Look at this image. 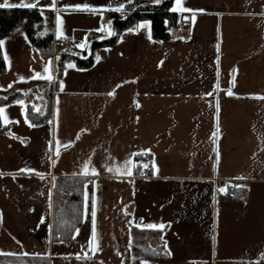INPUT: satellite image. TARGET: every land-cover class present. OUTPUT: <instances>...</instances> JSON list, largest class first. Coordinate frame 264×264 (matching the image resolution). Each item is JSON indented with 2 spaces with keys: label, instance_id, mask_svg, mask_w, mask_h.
<instances>
[{
  "label": "crops",
  "instance_id": "1",
  "mask_svg": "<svg viewBox=\"0 0 264 264\" xmlns=\"http://www.w3.org/2000/svg\"><path fill=\"white\" fill-rule=\"evenodd\" d=\"M23 2L52 12L44 33L50 31L58 39L59 14L65 38L58 40L69 38V45L76 47L87 33V47L90 33L108 35L95 29L110 28L104 25L110 10L93 13L62 5L114 9L124 0H55V9L43 7L52 0ZM177 7L202 11L181 12ZM172 8L188 22L172 39H154L151 22L141 20L134 26L143 21L148 25L133 33L124 30L119 43L98 48L100 60L95 57L92 66L80 68L71 62L75 67L64 70L63 90L58 86L53 94L51 123L30 121L28 103L40 105L35 96L18 99L23 105L15 100L0 106L9 121L0 120V256L47 259L43 264H132L135 225L163 223V229H155L161 233L149 243L152 248L164 246L167 257L142 261L264 264V99L259 98L264 97V0H181L180 5L174 0ZM3 40L2 52L9 60L0 74V89L46 79L43 67L50 57L42 56L23 31ZM55 56L49 73L53 77ZM35 72L42 77H35ZM21 76L33 78L22 81ZM229 90L234 94L228 95ZM57 136L75 143L61 149L53 166L49 156L56 159ZM138 154L150 156L140 173L135 166ZM89 157L99 174L71 175ZM129 158L131 176L105 169L106 164L122 166ZM26 168L43 173L44 179L36 172L17 171ZM53 176L87 179L89 196L95 192L100 246L96 253L88 248L91 200L84 219V196L79 232L54 239ZM225 184L227 190L247 185L245 198L219 199V187ZM76 253H87L91 259H77Z\"/></svg>",
  "mask_w": 264,
  "mask_h": 264
},
{
  "label": "trees",
  "instance_id": "2",
  "mask_svg": "<svg viewBox=\"0 0 264 264\" xmlns=\"http://www.w3.org/2000/svg\"><path fill=\"white\" fill-rule=\"evenodd\" d=\"M174 0H162L159 3H151L149 0H132L124 9L117 12L106 11L104 25H109L114 35L104 36L103 32H92L88 36V45L83 49L60 43L54 38L52 32L44 33L43 29L51 22L52 12L36 7H0V39L23 31L32 46L39 49L44 57H53L56 53L54 80L47 79L16 82L7 89H0V106L28 96H35L40 105L37 108L35 102L28 103V117L34 125H42L52 118V101L54 90L59 86L64 70L71 62L80 68H88L95 62L96 50L101 47L111 46L118 40L121 32L133 27L141 20H149L152 27V36L156 40L168 41L173 38L174 31L186 28L188 22L185 15L173 10ZM43 13V14H41ZM123 16V18H122ZM167 21V23H165ZM43 33V34H41ZM98 37H103L99 39ZM59 57V59H57ZM7 65L4 60L2 48H0V74L6 72ZM35 105L36 110L33 111ZM42 113V114H41ZM150 156L138 154L135 156L136 172L140 173L144 161H149ZM83 184L81 178L58 177L53 187V229L54 239H69L75 229L80 225L83 214ZM246 189L230 186L226 192H218L219 199L238 200L244 199ZM161 233L155 229H140L135 227L133 235V263L141 264L145 258H165L164 246L152 248L150 239ZM45 258L0 256V263L4 264H43Z\"/></svg>",
  "mask_w": 264,
  "mask_h": 264
},
{
  "label": "snow or ice",
  "instance_id": "3",
  "mask_svg": "<svg viewBox=\"0 0 264 264\" xmlns=\"http://www.w3.org/2000/svg\"><path fill=\"white\" fill-rule=\"evenodd\" d=\"M176 4L177 5H180L181 3V0H175ZM125 3L127 4H131L132 3V0H124V3H119L114 9H110V8H107V6H99V8L95 7V6H92V5H89L87 3L85 4H74V5H62L63 8L65 9H73V10H82V11H90V12H96L98 10H101V9H106V10H114V11H121V9H124L125 7ZM153 3H159V0H153ZM16 5H12L8 2V0H3V3H0V7H4V8H8V7H14ZM19 6H22V7H34L36 6L34 3H24L23 0H21V4ZM43 7H49V8H53L55 9V0H52V3L48 4V5H44ZM175 10L177 11H189V12H193V11H202V10H193V9H185L183 7H177ZM43 14V13H41ZM123 18V16H122ZM193 21L195 20V16L192 17ZM112 22L111 20L108 21V24L110 25ZM148 21H143L141 22L140 24L132 27V28H128L126 29L125 31L126 32H129V33H133L135 31H137L139 28H143V27H146L148 25ZM167 23V21L165 22ZM61 24H62V20H61V17L59 14H57L56 16V36L58 39L60 38H65L64 37V33L62 31V28H61ZM101 30H105L107 31L108 35L111 36V35H114L115 33H113V31L111 30V28H105L103 25L101 26V28H97L95 29V31H101ZM91 31V30H90ZM43 34V33H41ZM99 39H102L103 37H98ZM123 39V36H121V40ZM149 39H151V36H149ZM181 39H183V37H181ZM86 41H87V33L85 34V37L82 39V41L80 43H78L76 45V47L78 48H84L86 47ZM118 43L120 42V40L117 41ZM5 44V41L3 39H0V48H3ZM57 59H59V57H57ZM96 59L97 61L100 60V56L97 55L96 56ZM4 60L5 62L7 63L9 58L7 56V54L4 55ZM51 62H52V58L50 57L48 62L44 65L43 67V73L45 74L43 77H42V74L40 72H35V77H42V78H46L49 82H53L54 80V77L49 74L50 73V65H51ZM162 63V62H160ZM158 67L160 66V64L158 63L157 65ZM67 67H75V65L73 64H68ZM34 71V70H33ZM33 77H24V76H21L20 77V80H25V79H31ZM12 85L9 84V87H11ZM121 85L118 84L116 85V87H120ZM59 88L60 90L62 91L63 88H64V82L62 80L59 81ZM114 91L115 89H113L112 91H110L108 93L109 96H112L114 95ZM228 95H233L234 93H232L230 90L227 92ZM259 98H262L264 99V97H259ZM15 103L17 104H21L23 105L24 104V101L23 100H17L15 101ZM137 107H140L139 103L136 104ZM36 110V107L35 105L33 106V111ZM219 110V105L217 104V111ZM57 111V116H58V109L56 110ZM4 112H5V108L4 107H0V120H2L4 123H8V119L7 117H5L4 115ZM22 112H23V109H22ZM42 114V113H41ZM18 122V121H17ZM25 123H29L30 122L28 121L27 119V116H25ZM51 123V122H49ZM31 126V124H30ZM81 131H86L84 129H82ZM216 133L214 132L213 133V136H215ZM76 139L78 140L79 139V133H77L76 135ZM75 143L74 140H71L69 139L68 141L66 142H62L59 137L57 136L55 138V157L56 159H52L51 156H49V160L51 161V164L54 166L60 155H61V149H66V148H69L71 147L73 144ZM52 144H53V141H49L48 142V145H49V152L52 151ZM142 153H148L150 152L151 150L150 149H141L140 150ZM132 166H133V161L131 158H129L128 160L124 161L123 162V165L122 166H116V165H112V166H108L107 164L105 165V169L109 172H112V171H115L117 173V175H128V176H131L132 175ZM144 167H148V165H144ZM152 169H153V175H156L157 171H158V168L156 166V164L153 162L152 164ZM18 172H29V173H33V172H36L35 169H31V168H26V169H18L17 170ZM89 173H91L92 176H96L98 175V171L96 169V167L92 166V163H91V157L87 158L84 160L83 164L81 165L80 167V170L78 172H74L72 173L71 175L73 176H81V177H84V178H87L89 177ZM37 175H39L40 179H44V174L43 173H39V172H36ZM143 174V173H141ZM0 175H2V173H0ZM52 180L55 181V177L53 176L52 177ZM91 183L95 184V181L92 180ZM227 187L228 185L225 184V185H222L219 187V191L221 193H224L226 192L227 190ZM235 187L237 188H240V187H247V185H235ZM83 196H84V219H87L88 218V213H89V199L91 200V210H90V216H91V235H90V238L88 240V248L92 251V253H96L97 251L100 250V246H99V240H98V232H97V227H96V213H97V198H96V195H95V192L93 191V193L91 194V197L89 196V192H88V180L85 179V182L83 184ZM51 199V191L49 190V200ZM49 206L51 207V204H49ZM124 208L126 209L127 208V205H124ZM125 215H130L129 213L125 212ZM141 221H143V218L141 217L140 218ZM44 221V218L41 217V222ZM132 221L130 220L129 221V224H131ZM136 227H139V228H148V229H163L164 228V224L163 223H160V224H156V223H147V224H144V223H138L135 225ZM49 228H51V226L49 225ZM76 232L78 233L79 232V229H76ZM75 238V237H73ZM213 241H215V236H213ZM60 242H63V241H60ZM165 247H167L165 245ZM119 254V253H118ZM168 255H171V252L168 251L167 252ZM35 255V253H34ZM71 255V254H70ZM77 259H81V258H85V259H91L90 256L87 255V253L84 254V257H81V254L80 253H76L75 254ZM121 264H123V261L121 262ZM141 264H149L148 261H141Z\"/></svg>",
  "mask_w": 264,
  "mask_h": 264
},
{
  "label": "built area",
  "instance_id": "4",
  "mask_svg": "<svg viewBox=\"0 0 264 264\" xmlns=\"http://www.w3.org/2000/svg\"><path fill=\"white\" fill-rule=\"evenodd\" d=\"M60 43H64V44H69L71 42V40L69 38L65 39V40H59ZM55 91V90H54ZM148 172V170L146 171V173Z\"/></svg>",
  "mask_w": 264,
  "mask_h": 264
},
{
  "label": "rangeland",
  "instance_id": "5",
  "mask_svg": "<svg viewBox=\"0 0 264 264\" xmlns=\"http://www.w3.org/2000/svg\"><path fill=\"white\" fill-rule=\"evenodd\" d=\"M109 35H106V37H108Z\"/></svg>",
  "mask_w": 264,
  "mask_h": 264
}]
</instances>
